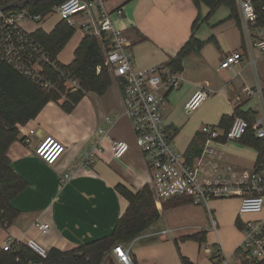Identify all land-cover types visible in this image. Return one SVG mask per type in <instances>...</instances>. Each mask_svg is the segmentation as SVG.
<instances>
[{
  "label": "crops",
  "instance_id": "crops-1",
  "mask_svg": "<svg viewBox=\"0 0 264 264\" xmlns=\"http://www.w3.org/2000/svg\"><path fill=\"white\" fill-rule=\"evenodd\" d=\"M104 1L111 12L114 27L126 34L128 50L134 55L138 69L158 64L167 66L188 42L193 25L201 15L202 22L195 37L207 46L185 57L183 71L180 72L182 85L168 94L163 107L164 122L177 152L186 157L193 141L200 144L204 126L225 131L219 127L224 115L231 116L238 110L241 113L252 112L257 118L260 116L262 96L259 88L264 99V54L259 50L253 51L254 65L245 49L241 27L230 18L228 8H220L203 21L209 10L200 5L198 11L193 0ZM118 10L123 12L121 16ZM45 24L42 27L44 31ZM83 38L81 33L79 41L62 58L72 38L59 54L58 62L66 66L71 64ZM230 40L235 43L232 49L227 48ZM211 44H215L217 49ZM235 51L243 52L242 63L232 70H220L224 57ZM205 84L213 94L197 111H185V104ZM245 89L253 93L248 94ZM107 119H112L113 124H109ZM19 130V140L11 146L9 156L13 170L26 181L27 188L12 203L20 216L10 227H0V248L6 237L12 235L24 242L35 240L48 251L53 248L76 250L110 235L125 213L128 202L118 193V185L134 193L149 186L148 168L136 145L131 123L125 116L121 90L114 80L104 95L86 93L71 113L64 111L56 102L48 103L34 120ZM104 131L108 132V137L102 138ZM49 136L67 148L54 166H48L34 153L36 145ZM99 139L102 151L96 162L83 166L82 158ZM112 140L129 145V151L122 160L114 158ZM218 148L221 162L237 170L251 171L257 163L258 152L242 141L222 140ZM71 170H75L73 178L63 183L65 174ZM166 203L169 201L161 209L156 207L160 218L147 233L172 229L173 234L136 241L132 248L135 264H184L182 258H187L191 264H216L213 253L219 244L228 256L233 257L244 239V222L238 218L239 198L230 206H222L219 200L207 206L186 204L175 208H164ZM189 206L196 209H189ZM236 218L237 227L234 225ZM36 220L50 225L47 235H41L34 228ZM219 227L239 228L241 238L231 252H226L219 239L209 241ZM203 233L202 243L189 239ZM108 256L113 259L111 254Z\"/></svg>",
  "mask_w": 264,
  "mask_h": 264
},
{
  "label": "built area",
  "instance_id": "built-area-1",
  "mask_svg": "<svg viewBox=\"0 0 264 264\" xmlns=\"http://www.w3.org/2000/svg\"><path fill=\"white\" fill-rule=\"evenodd\" d=\"M33 2L35 0H0V61L48 91L61 94L64 88L66 95L80 93L84 92L80 79L50 56L35 38V33L42 29L47 20L56 17L76 31L79 29L84 37L96 39L101 46L105 66L121 90L124 113L146 162L150 175L149 187L156 207L161 209L165 202L175 198H187L193 205L205 206L215 200L239 198L240 220L247 215L261 218L243 224L244 239L233 257L228 256L220 244L216 245L213 253L216 264H264V157L251 171H240L221 162L218 148L222 140L240 141L249 131L250 123L238 117L228 131L204 126L201 133L205 136V142L201 155L190 163L185 155L174 148L172 135L163 117L168 94L182 85L180 73L164 64L138 69L134 55L128 50L126 34L114 27L111 12L104 0H65L45 15L32 12ZM236 3L244 46L256 65L252 54L254 50L264 54V29H255L258 15L253 0H236ZM117 13L119 16L123 14L121 10ZM30 25L34 30L28 29ZM243 58L241 51L226 55L220 70L234 69L242 63ZM245 91L253 93L250 89ZM259 93L262 96V111L252 128L255 137L264 141V99L260 88ZM212 94L208 84L202 85L185 104V111H197ZM107 122L113 124L112 119H107ZM103 137H108V132L104 131ZM26 143L29 144L30 140L27 139ZM100 143L101 139L85 153L81 161L83 166L96 162L102 151ZM66 149L64 144L49 136L36 145L34 153L48 166H54ZM111 151L116 160H122L129 151V145L124 141L112 140ZM74 172L71 170L65 174L63 183L69 182ZM34 228L41 235L50 232V225L40 220L35 221ZM172 234V229L153 234L146 231L129 243L116 245L110 254L116 264H135L132 248L136 241ZM20 244L26 245L39 257L47 258L49 251L35 240L24 242L12 235L6 237L1 249L18 252Z\"/></svg>",
  "mask_w": 264,
  "mask_h": 264
},
{
  "label": "trees",
  "instance_id": "trees-1",
  "mask_svg": "<svg viewBox=\"0 0 264 264\" xmlns=\"http://www.w3.org/2000/svg\"><path fill=\"white\" fill-rule=\"evenodd\" d=\"M64 1L35 0L31 5V10L35 14L45 15ZM193 2L198 11H200V5H205L208 8V16L203 21H207L220 8L226 7L230 11V18L236 20L240 25L236 0H193ZM253 4L258 15L255 29H264V0H253ZM201 22V15H198L192 28V36L180 53L168 63L167 66L174 72H182L185 57L193 52H200L206 44L195 37ZM75 33V29L66 23L59 22L50 33L43 29L38 30L35 33V38L46 48L53 59H57ZM63 67L80 79L84 92L66 95L64 88H62L61 94L48 91L0 61V224L3 228L10 227L20 216V212L13 207L12 203L27 188L26 181L13 170L9 156L11 146L19 140V128L34 120L50 102H56L64 111L71 113L86 93L95 92L98 95H104L113 81L105 66L99 42L88 36L83 38L75 51L74 61L67 66L63 65ZM98 68H100V72H98ZM64 95H66L65 99ZM238 117L247 120L251 125L247 134L240 141L258 152V163L264 157V141L257 139L253 132L252 127L257 118L256 114L241 113L237 110L231 116L224 115L219 127L228 131ZM202 138L201 142L204 145L205 136L202 135ZM201 142L199 144L193 141L190 144L186 153L188 160L193 162L199 158L203 148V145L200 146ZM116 189L128 202V207L110 235L87 243L73 251L53 248L49 250L45 259L39 257L24 244L18 246V252H5L0 248V264H28V262L37 264H103L105 261L109 264H116L108 256L112 249L118 244L129 243L148 231L160 218L153 193L148 185L136 193L123 185H118ZM186 204H192L191 200L175 198L166 203L164 208H175ZM238 225L241 227L239 223ZM204 237L203 233L189 239L202 243ZM77 254L83 255L78 257ZM182 262L191 264L187 258H182Z\"/></svg>",
  "mask_w": 264,
  "mask_h": 264
},
{
  "label": "rangeland",
  "instance_id": "rangeland-1",
  "mask_svg": "<svg viewBox=\"0 0 264 264\" xmlns=\"http://www.w3.org/2000/svg\"><path fill=\"white\" fill-rule=\"evenodd\" d=\"M58 19L56 17H52L49 20H47L46 24L44 25V29L46 31H51L55 25L57 24ZM29 30H34V27L32 25L28 26ZM81 31L78 29L75 33V37H73V39L71 40V42L69 43V45L67 46V48L64 50L63 54L61 55L62 58H65L67 53L70 52L73 48V46H75V44L79 41L80 36H81ZM229 42V46L227 48L231 49L235 46L234 41L232 42L231 40L228 41ZM207 44H205L204 49L206 48ZM210 46H213L214 48L217 49V46L214 44H211ZM236 198H232V199H223V200H219V202L221 203L222 206H230L233 204V201ZM189 209H196L194 206H189ZM240 209V208H239ZM215 210L218 211V208H215ZM258 218H261V216H256V215H247L245 216L242 220V222H248V221H254L257 220ZM237 218L235 219L234 225H236L237 227ZM241 238V233L239 232V228H221L219 227L217 232H213V237L212 239L209 241L213 242L215 239L218 241V239L222 242L226 252H231L232 248L238 243V241ZM177 250L180 252L179 250V246L177 248Z\"/></svg>",
  "mask_w": 264,
  "mask_h": 264
},
{
  "label": "water",
  "instance_id": "water-1",
  "mask_svg": "<svg viewBox=\"0 0 264 264\" xmlns=\"http://www.w3.org/2000/svg\"><path fill=\"white\" fill-rule=\"evenodd\" d=\"M83 254H77L76 256H78V257H80V256H82Z\"/></svg>",
  "mask_w": 264,
  "mask_h": 264
}]
</instances>
